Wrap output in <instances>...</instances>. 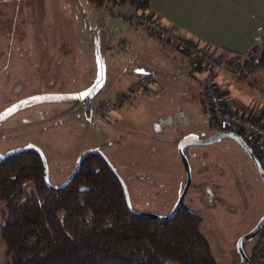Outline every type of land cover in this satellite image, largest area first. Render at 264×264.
<instances>
[{
    "label": "rangeland",
    "instance_id": "rangeland-1",
    "mask_svg": "<svg viewBox=\"0 0 264 264\" xmlns=\"http://www.w3.org/2000/svg\"><path fill=\"white\" fill-rule=\"evenodd\" d=\"M108 9L91 0H0V154L26 144L37 146L46 158L49 183L56 187L83 151L99 148L123 180L132 208L164 216L186 180L178 144L189 134L198 139L211 134L204 72L191 74L189 66H181L161 81L154 78L147 93L139 85L122 109L107 115L85 111L105 93L111 67L113 76L123 68L122 61L114 63L110 57L116 50L106 46L104 22L118 23ZM127 66L129 72L135 65L131 61ZM258 72L264 76V69ZM218 73L214 76L222 89L220 78L225 75ZM225 74L239 90L238 77ZM184 150L191 172L184 204L201 216V232L216 264H245L237 241L264 211V181L231 137ZM207 152L212 156H199ZM210 162L228 175L220 181L199 177L203 163ZM229 164L235 170L227 171ZM205 186L211 193L198 192ZM22 188L26 194L34 191L31 182ZM254 240L246 241L247 254ZM4 251L0 239V263Z\"/></svg>",
    "mask_w": 264,
    "mask_h": 264
},
{
    "label": "trees",
    "instance_id": "trees-1",
    "mask_svg": "<svg viewBox=\"0 0 264 264\" xmlns=\"http://www.w3.org/2000/svg\"><path fill=\"white\" fill-rule=\"evenodd\" d=\"M91 2L146 11L150 0ZM251 54L250 64L264 69V37ZM193 65L204 71L200 64ZM209 120L215 130L230 129L213 116ZM234 131L262 164L264 139ZM26 182L34 187L30 194L22 188ZM0 204V239L5 245L0 264H216L198 213L184 202L167 220L131 213L119 182L94 153L81 160L67 186L51 189L37 151L12 152L0 160ZM255 249L256 240L251 254L246 253L251 261Z\"/></svg>",
    "mask_w": 264,
    "mask_h": 264
},
{
    "label": "crops",
    "instance_id": "crops-1",
    "mask_svg": "<svg viewBox=\"0 0 264 264\" xmlns=\"http://www.w3.org/2000/svg\"><path fill=\"white\" fill-rule=\"evenodd\" d=\"M104 6L109 7V13L115 9L137 11L129 4L114 8L110 4ZM146 11L159 17L162 23L190 43H198L224 59L246 57L242 71L245 72L244 77L246 74L245 84L241 83L242 79L238 80L237 90L230 82L234 78L230 79L232 76L229 75L227 79L225 73L219 72L221 76L225 75L220 78L222 91L229 104L240 107L251 119L264 122V87L259 86L264 83V76L258 72L262 68L251 65L249 61L254 56L251 49L260 46L264 37V0H150ZM113 19L118 23L104 22L107 30L106 46L116 50V53H110V57L114 63L115 59L122 61L125 72L122 68L121 72L113 76L115 70L111 67L105 93L100 99L118 97L120 101L115 110L122 109V105L130 99V92L139 85L144 86L143 91L147 93L154 78L161 81V78L181 66L185 69L189 66L191 74L202 71L194 68L187 49L175 48L147 28H139L130 21ZM109 40L112 46H108ZM119 40H125L126 46H118ZM131 61L135 66L128 72L126 68ZM202 72L205 75V71ZM135 73H141L142 76ZM141 79H145L143 84L139 82Z\"/></svg>",
    "mask_w": 264,
    "mask_h": 264
},
{
    "label": "built area",
    "instance_id": "built-area-1",
    "mask_svg": "<svg viewBox=\"0 0 264 264\" xmlns=\"http://www.w3.org/2000/svg\"><path fill=\"white\" fill-rule=\"evenodd\" d=\"M112 15L120 22L130 21L139 28H147L153 35L164 39L175 48L187 49L192 62L200 64L205 71L202 79L203 92L211 115L217 121L228 125L233 131L235 129L245 130L259 140L264 139V122L251 119L240 107L229 104L228 99L225 98L226 94L220 89L214 76L217 72H227L241 80L246 57L232 56L224 59L198 43H190L184 36L162 23L159 17L147 11L123 12L115 9L112 11ZM126 44L125 40L118 41V46L124 47ZM108 46H112V41L109 40ZM139 82L143 84L145 79H141ZM119 101L118 97H105L89 104L84 110L90 114L107 115L115 109ZM261 165L264 169V161ZM256 242L252 262L253 264H261L264 258V225L256 237Z\"/></svg>",
    "mask_w": 264,
    "mask_h": 264
},
{
    "label": "water",
    "instance_id": "water-1",
    "mask_svg": "<svg viewBox=\"0 0 264 264\" xmlns=\"http://www.w3.org/2000/svg\"><path fill=\"white\" fill-rule=\"evenodd\" d=\"M223 136L232 137L233 139H235V141H237L240 144V146L246 151V153L249 155L250 159L252 160L259 177L264 181V169H263L260 161L253 154L251 148L247 145V143L243 140V138L241 136H239L237 133H235L233 131H219V132L215 133L214 135H212L206 139H198L193 135H189V136L185 137L184 139H182V141H180V143L177 146V151H178L179 157L181 158V160L184 164V167H185V171H186L185 184H184L182 192H181L180 196L178 197L176 203L174 204L173 208L171 209V211L168 214H166L164 216L153 214V213L138 212L132 208V205H131V202H130V199L128 196V191H127V188H126L123 180L121 179V177L119 176V174L117 173V171L115 170L113 165L110 163V161L106 158V156L101 152V150L99 148L87 149V150L83 151L77 157L76 163H75V166H74V169L72 170V172L69 174V176L65 179V181L61 185L56 186V187L52 186L49 183L46 158H45L43 152L37 146H34L32 144H26L22 147L6 151V152L0 154V160L2 158H4L5 156H7V155H9L15 151L25 150V149H29V148L34 149L35 151H37V153L39 154L41 161H42L43 178H44L45 184L48 187H50L51 189H55V188L59 189V188H63L65 186H67L68 183L70 182V180L76 175V173L78 172L79 167H80V162L86 155L91 154V153L97 154L103 159V161L108 166V168L110 169V171L112 172L114 177L119 182V184L122 188V191H123L126 207L131 213L139 215V216L155 217V218H158L161 220H167V219L172 218L175 215L177 209L179 208V206L181 205V203L184 200V197L186 195V192H187L188 187H189L190 182H191V172L189 169L188 159H187L185 152H184V148L188 145H201V146L210 145V144L215 143L220 137H223ZM263 225H264V215L253 226V228L250 231H248L247 233L242 235L237 241L238 253H239L241 259L243 260V262L245 264H253V262L247 256V254L244 250L243 244L246 241H250V240L255 239V237L257 236L258 232L260 231V229Z\"/></svg>",
    "mask_w": 264,
    "mask_h": 264
},
{
    "label": "flooded vegetation",
    "instance_id": "flooded-vegetation-1",
    "mask_svg": "<svg viewBox=\"0 0 264 264\" xmlns=\"http://www.w3.org/2000/svg\"><path fill=\"white\" fill-rule=\"evenodd\" d=\"M209 129L211 130L210 132H211V134H210V136H212V135H214L215 133H217V132H219V131H233V130H231V129H228V130H215L213 127H211L210 126V124H209ZM233 132H235V133H237L236 131H233ZM238 134V133H237ZM190 135V134H189ZM189 135H186V137L187 136H189ZM239 135V134H238ZM210 136H208V137H204L203 139H206V138H209ZM239 136H241V135H239ZM242 137V136H241ZM221 138V137H220ZM232 138V137H231ZM243 138V137H242ZM233 139V138H232ZM234 140V142H235V144L239 147V149H241L244 153H245V155L248 157V159L250 160V163H251V165H252V167L254 168V170L256 171V169H255V167H254V164H253V162H252V160L250 159V157H249V155L246 153V151L240 146V144L237 142V141H235V139H233ZM243 140L245 141V139L243 138ZM211 145V144H210ZM199 146H201V145H199ZM207 146V145H206ZM185 149V148H184ZM227 149H229V148H226V149H224V150H227ZM185 151V150H184ZM213 154V153H212ZM196 155L198 156V153H196ZM211 155V152H207V153H203V154H199V156H210ZM212 156V155H211ZM215 157V156H214ZM210 161V160H209ZM203 165H204V168H202V172L199 170L198 171V175H199V177H200V175H204V178L205 179H214L215 181H217V179L219 178V181H220V179L222 178L221 176H223V174L226 176V175H228V174H226V172H225V169H224V171L222 170V169H216L217 167H220V165H218V163L216 162V163H213V162H210V164L208 165V166H206V164L205 163H203ZM223 166V165H222ZM199 167V166H198ZM223 167H225V166H223ZM235 166H231L230 164L228 165V170L227 171H230V170H235V168H234ZM226 168V167H225ZM240 170V172L242 173L243 171V169L241 170V168L239 169ZM235 172H238V171H235ZM244 173V172H243ZM256 173H257V171H256ZM257 175H258V173H257ZM258 177H259V175H258ZM260 178V177H259ZM261 179V178H260ZM262 180V179H261ZM263 181V180H262ZM216 186V188H217V190H219L220 191V193H221V191H223V190H220L221 189V187H219V186H217V184L215 185ZM189 188V187H188ZM182 189H183V187H182ZM188 191V190H187ZM181 192H182V190H181ZM181 192H180V194H181ZM198 192L199 193H206L207 192V194L208 193H211V189L210 188H207V186H205V187H203V189L202 190H198ZM198 192H197V194H198ZM180 194H179V196H180ZM186 194H187V192H186ZM186 196V195H185ZM184 199H185V197H184ZM183 202H184V200H183ZM176 203V202H175ZM174 203V204H175ZM174 206V205H173ZM173 208V207H172ZM170 211H171V209H170ZM169 211V212H170ZM168 212V213H169ZM167 213V214H168ZM264 215V211H263V213L260 215V218L257 220V222L262 218V216ZM256 222V223H257ZM262 228V227H261ZM261 230V229H260ZM260 232V231H259ZM259 232H258V234H259ZM258 234H257V236H258ZM256 236V237H257Z\"/></svg>",
    "mask_w": 264,
    "mask_h": 264
}]
</instances>
